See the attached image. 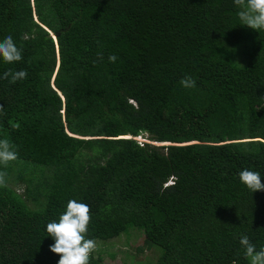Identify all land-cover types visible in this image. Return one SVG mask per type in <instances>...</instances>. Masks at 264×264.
Wrapping results in <instances>:
<instances>
[{
  "label": "trees",
  "instance_id": "16d2710c",
  "mask_svg": "<svg viewBox=\"0 0 264 264\" xmlns=\"http://www.w3.org/2000/svg\"><path fill=\"white\" fill-rule=\"evenodd\" d=\"M239 10L0 0V41L11 35L23 57L0 58V77L28 73L0 78V139L17 152L0 164V264H58L46 226L73 199L90 206L96 244L142 227L161 248L155 264H250L240 238L264 247V190L239 172L264 182V30L242 25ZM142 134L161 144L138 143Z\"/></svg>",
  "mask_w": 264,
  "mask_h": 264
},
{
  "label": "clouds",
  "instance_id": "9594fccd",
  "mask_svg": "<svg viewBox=\"0 0 264 264\" xmlns=\"http://www.w3.org/2000/svg\"><path fill=\"white\" fill-rule=\"evenodd\" d=\"M240 9L238 12L241 24L254 29L264 30V0H233ZM99 59H103V53L98 52ZM0 58L5 63H15L23 59L22 49L17 47L11 35L0 41ZM109 62L114 63L118 57L110 55ZM27 70H12L3 73L0 78L8 79L10 83L27 78ZM180 84L185 88L195 87L196 81L191 76H185L180 80ZM3 105H0V109ZM13 127L19 128V124ZM140 136L135 139L139 143ZM142 142L147 140H141ZM17 159V152L12 150V146L7 139H0V164L7 165L10 161ZM5 173L0 172V185L5 184ZM239 179L253 193L264 190V182L259 172L244 169L239 172ZM172 179L167 183H171ZM166 183V184H167ZM90 206L76 200H69L66 211L60 214L58 221L52 220L47 223V236L55 241L49 245L51 252L58 254L60 259L58 264H89L90 254L96 249V242L86 238L88 225L90 223ZM240 244L245 249V256L250 258V264H264V247L259 251L250 242L247 235H242Z\"/></svg>",
  "mask_w": 264,
  "mask_h": 264
},
{
  "label": "rangeland",
  "instance_id": "374dc122",
  "mask_svg": "<svg viewBox=\"0 0 264 264\" xmlns=\"http://www.w3.org/2000/svg\"><path fill=\"white\" fill-rule=\"evenodd\" d=\"M143 139L152 144H161L148 140L146 134L141 135L140 140ZM11 179H15V175ZM18 184L13 185L20 194H24L23 185L21 187ZM158 249L161 251L159 246L145 240L142 227H131L127 234H121L103 243L97 242L95 254L100 251L103 264H155Z\"/></svg>",
  "mask_w": 264,
  "mask_h": 264
},
{
  "label": "built area",
  "instance_id": "2783aa9c",
  "mask_svg": "<svg viewBox=\"0 0 264 264\" xmlns=\"http://www.w3.org/2000/svg\"><path fill=\"white\" fill-rule=\"evenodd\" d=\"M139 143H141V144H142L143 142H142L141 140H139Z\"/></svg>",
  "mask_w": 264,
  "mask_h": 264
},
{
  "label": "water",
  "instance_id": "95a60500",
  "mask_svg": "<svg viewBox=\"0 0 264 264\" xmlns=\"http://www.w3.org/2000/svg\"><path fill=\"white\" fill-rule=\"evenodd\" d=\"M54 37H55V35H54Z\"/></svg>",
  "mask_w": 264,
  "mask_h": 264
}]
</instances>
